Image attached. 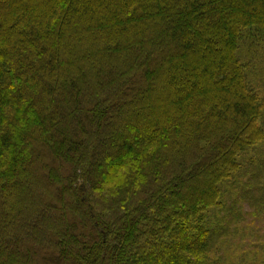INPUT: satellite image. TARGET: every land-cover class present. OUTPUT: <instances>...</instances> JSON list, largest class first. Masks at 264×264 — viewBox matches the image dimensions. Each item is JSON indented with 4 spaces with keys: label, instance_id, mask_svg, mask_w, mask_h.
Instances as JSON below:
<instances>
[{
    "label": "trees",
    "instance_id": "16d2710c",
    "mask_svg": "<svg viewBox=\"0 0 264 264\" xmlns=\"http://www.w3.org/2000/svg\"><path fill=\"white\" fill-rule=\"evenodd\" d=\"M247 204L264 0H0V264H226Z\"/></svg>",
    "mask_w": 264,
    "mask_h": 264
},
{
    "label": "rangeland",
    "instance_id": "374dc122",
    "mask_svg": "<svg viewBox=\"0 0 264 264\" xmlns=\"http://www.w3.org/2000/svg\"><path fill=\"white\" fill-rule=\"evenodd\" d=\"M257 210L247 204L229 240L221 242L226 264H264V210L251 215Z\"/></svg>",
    "mask_w": 264,
    "mask_h": 264
}]
</instances>
